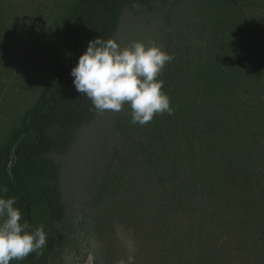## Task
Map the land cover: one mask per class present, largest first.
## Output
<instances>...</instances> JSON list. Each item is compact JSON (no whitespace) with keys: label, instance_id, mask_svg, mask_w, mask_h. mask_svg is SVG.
<instances>
[{"label":"trees","instance_id":"trees-1","mask_svg":"<svg viewBox=\"0 0 264 264\" xmlns=\"http://www.w3.org/2000/svg\"><path fill=\"white\" fill-rule=\"evenodd\" d=\"M71 1L58 17L39 94L0 130V198H15L21 223L43 225L48 238L42 252L10 264H48L63 244L60 156L96 111L76 91L71 69L90 40L112 38L122 13L135 7L157 28L181 10L190 30L161 47L174 57L158 78L173 114L141 126L125 105L109 121L116 209L131 204L138 188L158 195L164 227L174 214L184 226L163 251L184 264H239L248 245L264 254V0ZM244 228L246 243L237 241Z\"/></svg>","mask_w":264,"mask_h":264},{"label":"rangeland","instance_id":"rangeland-1","mask_svg":"<svg viewBox=\"0 0 264 264\" xmlns=\"http://www.w3.org/2000/svg\"><path fill=\"white\" fill-rule=\"evenodd\" d=\"M69 1L3 0L0 130L15 123L39 94L57 47L58 17ZM139 9H126L121 15L111 38L121 47L133 41L145 45L154 41L162 47L168 36L178 38V33L190 30L181 22L185 15L181 10L174 14L175 22L157 28ZM113 116L116 112L96 110L91 123L60 156L64 239L48 264H184L163 251L172 236L181 237L184 226L180 215L174 214L164 227L158 195L138 188L131 204L122 212L116 209V130L109 122ZM248 230L241 229L237 241L246 243ZM248 248L239 264H263L264 254Z\"/></svg>","mask_w":264,"mask_h":264},{"label":"clouds","instance_id":"clouds-1","mask_svg":"<svg viewBox=\"0 0 264 264\" xmlns=\"http://www.w3.org/2000/svg\"><path fill=\"white\" fill-rule=\"evenodd\" d=\"M173 59L154 41L121 47L115 39L98 37L88 42L70 75L76 91L97 111L118 113L128 105L131 122L143 126L157 114H173L170 98L162 91L164 82L158 79ZM15 203V198H0V264L24 261L47 246L44 226L22 224Z\"/></svg>","mask_w":264,"mask_h":264},{"label":"water","instance_id":"water-1","mask_svg":"<svg viewBox=\"0 0 264 264\" xmlns=\"http://www.w3.org/2000/svg\"><path fill=\"white\" fill-rule=\"evenodd\" d=\"M15 156H16V153H13L11 158L8 161V166H10V165H12L14 163L13 158H15ZM7 173H8V175H10V169H8ZM25 207H27V204L25 205Z\"/></svg>","mask_w":264,"mask_h":264}]
</instances>
